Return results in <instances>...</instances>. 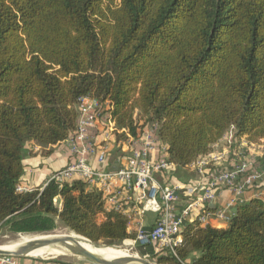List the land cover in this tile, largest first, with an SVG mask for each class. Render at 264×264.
I'll return each mask as SVG.
<instances>
[{"label": "trees", "instance_id": "obj_1", "mask_svg": "<svg viewBox=\"0 0 264 264\" xmlns=\"http://www.w3.org/2000/svg\"><path fill=\"white\" fill-rule=\"evenodd\" d=\"M81 96L108 103L120 144L156 126L171 169L230 130L264 143V0H0V233L59 222L91 242L133 240L157 264H264L263 196L224 227L191 211L173 253L139 245L128 215L79 178L18 191L29 145L48 155L67 141Z\"/></svg>", "mask_w": 264, "mask_h": 264}, {"label": "built area", "instance_id": "obj_2", "mask_svg": "<svg viewBox=\"0 0 264 264\" xmlns=\"http://www.w3.org/2000/svg\"><path fill=\"white\" fill-rule=\"evenodd\" d=\"M77 119L74 134L66 141L71 159L63 168L52 173L45 184L53 180L62 183L79 178L88 183L90 187L102 192L106 199L108 209H122L131 219V212L121 207L122 203L132 201L133 207L139 215L146 211L158 212L155 224L145 230L137 227L136 241L145 247L152 243L157 251L160 248H174L182 244L180 236L183 221L189 217L192 209L199 203L215 199L217 190L227 186L231 197L225 204L213 211H205L198 220L202 224H209L211 219H222L227 222L236 204L243 202V193L247 190H257L264 186V143L260 141L263 155L247 154L252 151L257 142L247 140L245 136H233L228 131L229 147L218 150L220 141L212 145V151L189 165L190 168L202 174H208V179L194 180L191 183L159 184L155 174L167 172L170 164L165 157L153 158L159 141L155 135L156 126H146L136 138H129L126 142L127 155L123 163L116 161L118 170H102L96 163H103L107 159L108 137L115 130L114 121L109 113L107 102L100 103L90 96H81L77 100ZM101 127L102 140L100 144L91 134L97 127ZM103 126V129H102ZM232 129V128H231ZM234 148V158L229 166H220L229 158L230 150ZM250 153V152H249ZM110 165V168L114 165ZM208 166L218 167L209 170ZM32 188L17 186L18 191H29ZM199 193L191 203L185 205L177 212L176 203L178 192ZM262 193V192H254ZM255 196H261L260 194ZM145 256H148L146 254ZM0 264H31L24 258L11 255H0Z\"/></svg>", "mask_w": 264, "mask_h": 264}, {"label": "crops", "instance_id": "obj_3", "mask_svg": "<svg viewBox=\"0 0 264 264\" xmlns=\"http://www.w3.org/2000/svg\"><path fill=\"white\" fill-rule=\"evenodd\" d=\"M103 129V126H102ZM91 134L94 135L95 140L98 143H102V140H99L102 138V131L101 127L95 128L93 131H91ZM108 148V161L111 162V164L116 163V161L123 163L125 161V157L128 154L127 153V147L126 142L119 143L118 141L114 140V135L111 134L108 137L107 140ZM120 145V146H119ZM30 151L31 153L27 155L24 159L25 163V173L23 177L21 178V184L24 187L33 188L36 186H42L47 181L48 177L54 173L55 171L63 168L65 165L68 164V162L71 159L70 151L67 142H63L61 144L55 145L52 147V152L50 154H44V149H41L39 146H31ZM29 149V148H28ZM48 148H45L47 150ZM232 148L229 152V159H226L222 162L220 165L222 168L224 166H229V161L234 158L233 150ZM218 150H222L221 146L218 147ZM153 158H161L165 157V146L161 145L159 143L156 151L153 153ZM93 163L96 167L102 170L111 169L110 167H107V159L103 163H96L95 160H93ZM213 167V166H212ZM218 167H215L213 169H217ZM173 171L175 172V175L173 174ZM155 180L159 184H174V183H185L187 180H199L202 179L204 182L208 179V174L205 173V171L202 174L197 173L192 168H187V170L183 169H175L174 167L169 169L167 172L163 173H157L155 174ZM254 192H262V193H254ZM231 191L228 188L221 187L217 190V194L215 196V199L212 201H208L210 204V208L216 209L225 204V202L231 197ZM260 194L264 197V186L260 187L257 190L251 189L247 190L245 193H243V201L248 200L249 198ZM199 193H187L185 191L178 192V200L176 203V210L177 212L181 210L185 205L191 203L198 197ZM206 202L199 203L196 207L192 209L191 216L189 217V220H192L199 215L203 213V205ZM125 209L129 210L131 213V220L129 221V229L131 231H136L137 227L140 226L143 229L147 230L151 228L154 223L155 219L157 217V213L153 211H146L142 215H139L135 208L133 207V202L128 201L125 202ZM58 206H60V202L58 201ZM205 206V205H204ZM209 224L215 227H224L226 225V222L222 219H211L209 221ZM31 258H34L33 256H30ZM29 258V259H31ZM36 258V257H35ZM76 261L75 263H69V264H94L90 261ZM27 262V261H26ZM31 264H57L52 262H44V260H30L28 261Z\"/></svg>", "mask_w": 264, "mask_h": 264}, {"label": "water", "instance_id": "obj_4", "mask_svg": "<svg viewBox=\"0 0 264 264\" xmlns=\"http://www.w3.org/2000/svg\"><path fill=\"white\" fill-rule=\"evenodd\" d=\"M111 170H118L117 164H114L111 167ZM235 210L236 208L234 207L232 209V212H234ZM82 241L88 242L90 244L94 243L73 232H69L68 234L63 235L40 234L38 236L29 238L28 240L22 243L16 244L12 248L0 246V255H11L18 258H28L30 256H33L31 255L33 252L43 247H48L56 244L62 246L66 244H71L79 251V253L81 254V258H84L85 260H88L94 264H155L154 262L146 259L145 257L128 253L113 258L101 257L86 249L81 244Z\"/></svg>", "mask_w": 264, "mask_h": 264}, {"label": "rangeland", "instance_id": "obj_5", "mask_svg": "<svg viewBox=\"0 0 264 264\" xmlns=\"http://www.w3.org/2000/svg\"><path fill=\"white\" fill-rule=\"evenodd\" d=\"M228 134H225V137L221 139L219 146H221V148L223 149L224 147H229L230 143V139H228ZM262 146L259 143V141H257L256 145L254 148H252V151H247V154H251V155H255V156H260L263 155L262 152ZM250 152V153H249ZM229 159V158H228ZM56 204L58 205V201L56 202ZM70 231L64 227L61 223L57 222L56 224V228L50 232H45V233H36V234H2L0 233V246L4 247V246H8V245H15V244H19V242H24L25 239H29L32 238L34 236H38L40 234H46V235H63V234H68ZM13 239V240H12ZM12 240V241H11ZM14 243V244H13ZM92 245H94L95 247L97 246H105L107 248H115V250L117 252L122 253V250L125 251V253L128 254H135V255H139L141 257H145L146 259L154 262L155 264H157L155 262L154 258H151L149 256H145V255H141L137 249L135 248V244L133 240H128L123 242L122 244L114 247V246H110V245H106L103 241H98V242H94L91 243ZM68 247H72L75 248L73 245H52L50 247L45 248L44 250H42V253L36 255L34 258L28 257V258H24L25 261H30V260H44V262H52V261H59V262H65V263H75L76 261H78L79 259H81L82 261H84V258H81L80 256L76 255L75 253H73L70 249H68ZM104 248V247H103ZM76 249V248H75ZM54 251H60V254H55ZM54 253V254H53ZM42 255V256H41ZM54 255V256H53ZM63 255V256H62ZM31 258V259H29ZM80 260V261H81ZM88 261V260H85Z\"/></svg>", "mask_w": 264, "mask_h": 264}, {"label": "bare ground", "instance_id": "obj_6", "mask_svg": "<svg viewBox=\"0 0 264 264\" xmlns=\"http://www.w3.org/2000/svg\"><path fill=\"white\" fill-rule=\"evenodd\" d=\"M13 240V239H12ZM11 240V241H12ZM28 240V239H25V241ZM20 243V242H19ZM22 243V242H21ZM14 244V243H13ZM81 244L86 248L88 249L89 251L93 252L94 254L98 255V256H101V257H105V258H113V257H118V256H121V255H124L125 254V251L122 250V253L120 252H117L115 250V248H107L105 246H97L95 247L94 245L88 243V242H81ZM16 245V244H15ZM15 245H8V246H4L6 248H12L14 247ZM66 245H70V244H66ZM52 246V245H51ZM50 247V246H48ZM104 247V248H103ZM45 248L47 247H43V248H40L38 249L37 251L33 252L31 255H33V257H35L36 255L42 253V250H44ZM68 249H70L73 253H75L76 255L78 256H81V254L79 253V251L75 248H72V247H68ZM55 254H60L61 252L60 251H54ZM53 253V254H54ZM61 255V254H60ZM42 256V255H41ZM54 256V255H53ZM63 256V255H62Z\"/></svg>", "mask_w": 264, "mask_h": 264}]
</instances>
